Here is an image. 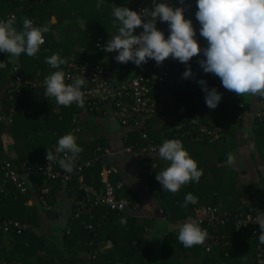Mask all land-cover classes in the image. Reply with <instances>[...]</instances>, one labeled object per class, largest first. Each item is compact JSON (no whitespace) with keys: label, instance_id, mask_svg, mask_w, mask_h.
Wrapping results in <instances>:
<instances>
[{"label":"crops","instance_id":"1","mask_svg":"<svg viewBox=\"0 0 264 264\" xmlns=\"http://www.w3.org/2000/svg\"><path fill=\"white\" fill-rule=\"evenodd\" d=\"M89 1L91 3L95 1L97 6L109 9L115 0H43L41 4L30 3V0H18L21 7L23 3L29 7V14L24 13L17 23L14 20V27L18 31L21 29L19 25L22 26V18H27V15L37 25H47L50 31L45 33V46L35 57H28L22 53L16 58L0 53V63H7V67L0 69V93L11 84L12 67L16 64L20 68L24 67L27 79L36 85L31 95L28 90L21 92L17 112H14V124L4 128L0 133V161H10L23 175V168L17 158L31 156L35 150L43 147L47 148L50 145L55 147L59 138L71 133L76 138L77 145L83 149L79 154L83 160L92 158L96 146L103 149L105 165L119 179L116 186L113 185L115 195L128 200L135 197L132 205L125 209L124 215L128 220L126 224H121L120 219L114 217L112 222H107L106 219L97 224L92 236L97 241L98 257L93 255L91 258L84 245L79 241L72 243L65 237L73 203V196L70 195L72 192L68 193L64 184L47 182L46 186L53 193L51 209H41L34 196L29 199L23 211V220L29 226V230L21 235L11 233L0 235V264H93L95 260L99 264H221L213 253L207 255L198 245L185 248L177 237L168 236L173 234L177 225L184 223L188 218L183 220L177 217L175 220H168L164 216L162 204L166 207L170 205L169 193L163 194L162 189L152 188L144 183L154 171L155 164L144 168L147 164H141V154L124 147V136L129 128L121 127L108 112L93 115L75 103L63 107L57 105L54 98L44 97V78L64 67L61 65L60 69H52L45 63V58L58 53L69 63L81 46L85 49L88 59L98 57L100 50L95 49L94 43L99 36L87 33L83 26L70 24L68 18L64 19L71 11L70 7H82ZM117 54L108 53L115 71L119 68V63L115 59ZM193 97L191 102L197 104L200 102L201 106L199 94L194 93ZM188 99L189 97H184L173 103L183 108L188 104ZM158 128L153 126L154 133L159 135L161 127ZM242 128L251 131L249 125ZM252 135L251 133L250 137L253 140ZM237 137L239 142L243 143L239 130ZM171 139L178 138L173 135ZM15 140H18L16 144ZM165 140L169 139L160 137V146ZM182 145L189 153L185 142H182ZM212 151L214 148L211 145L204 149L205 165L203 167L201 163L198 168L203 170L205 175L203 182L207 186L214 184L212 183L214 181L206 180L207 173H210L215 165L218 170L220 169V162L210 161L211 158L207 157L213 154ZM253 180L263 181L264 175L254 176ZM262 189L264 192V187ZM218 199L222 202L223 196H218ZM14 208H16L14 201L3 202L0 205V214H10ZM27 219L29 221H26ZM242 244L244 242H241ZM246 252L247 259L242 256ZM239 253L237 264H243L242 262L253 264V249L245 251L242 245Z\"/></svg>","mask_w":264,"mask_h":264},{"label":"trees","instance_id":"2","mask_svg":"<svg viewBox=\"0 0 264 264\" xmlns=\"http://www.w3.org/2000/svg\"><path fill=\"white\" fill-rule=\"evenodd\" d=\"M31 2L34 4H41L43 0H38L36 2L30 0V3ZM0 5V19H3L7 14H13L15 17L14 20H16L17 23L21 19L22 15H24V13L29 14L28 5H26V3H23L21 7L20 4H18V0H0ZM115 6L127 7L129 8V10L134 11L133 0H115L113 6L109 9L107 7L104 8L101 6H97L95 1L92 3L89 1L82 7H70L71 11H69L65 15L64 19L68 18L70 20V24L83 26L87 33H93L99 36L96 38V40L98 38H101L102 47L101 49H98L95 46V41V49L97 51L100 50V52L98 54V57H93L91 59H88V57H86V53L84 51L85 49L83 48V46L78 47L77 53L75 54L74 58L70 60L69 63L67 61L63 65L64 67L62 70L65 73L68 69L69 64L74 60L80 58L85 64L109 66L112 69L113 78L115 80L117 79L120 82L130 80L134 77L138 66H136L132 62H128L126 64L119 63L118 71H115L110 56L108 55V53L103 52L102 49L109 38L117 34V30L113 26L114 17L112 16V11ZM188 15L194 17L195 11L191 10ZM27 16V18L31 19L29 15ZM33 24L36 27H41L34 22ZM19 26L21 27L20 30H22V26ZM137 29H135L134 35L137 34ZM44 46L45 44L42 45L40 49H43ZM14 66L18 65L16 64ZM19 69L23 73L24 80H26L28 84L22 86L23 89H21L19 94L12 93V98H9V95L4 96L5 93L3 94V92L0 93L5 97H3L4 113L12 110L13 118L12 123L8 126L0 124V133L4 128H9L14 124V112H17L18 98L21 95V92L23 90H28L31 95L34 92L33 88H35L36 86L32 81H29V79H27V76L25 74L26 70L24 69V67H19ZM173 75L174 74L169 75V79H171L170 77ZM169 79L167 81L165 80V83L168 87H170L171 84V81H169ZM10 86L11 84L9 85V87ZM181 92L182 91L179 90L177 92L173 91L172 93H160L157 84L153 86L151 97L155 99L158 109L154 115L149 116L144 121L147 136L152 144L160 146V137L170 140L171 138H173V135H175L180 141L185 142V146H187L190 150V157L198 162V168H200L199 165L201 163V165L204 167V149L211 145L214 148V151H212V155L210 154L209 156H207L208 158H211L210 161L214 160L217 163H224L226 164V169H228L230 166L234 167L235 165H238L239 167L241 166L242 169L240 170V173L238 175L230 173L228 176H223L221 175L222 167H220V169L218 170L217 165H215L213 166L210 173H207L208 175H206L208 176L206 177V180L208 179V181L211 178H216L215 181L212 182L214 184L210 183L211 186H207L206 184L204 185L203 178L205 177V175L203 174L198 183L189 182L186 185L182 186L181 189L176 193L162 190L163 194L169 193L168 198L170 197L171 200L170 205H168L167 207L166 205L162 204L164 216L168 220H175L177 217H180V219L184 220L186 218H189L190 216L192 217L194 215V209L200 206H214L217 207L220 211H229L234 216H237L240 213L242 214L244 212H247L248 209L254 206H258L264 209V192L262 189L264 187V180L256 182L255 180H253L254 178L250 177V175H247V171L246 169H244L245 167L242 166L240 153L237 151L239 142L237 131L242 128L245 122H247V125L251 126V131L253 134V145L258 154V159L260 160L259 166H262L264 170V124L253 119L252 117L246 119V116L242 115V112L244 111L243 109L252 110L254 103L247 100L245 96H241L244 107L238 108L236 99L232 97L229 103L224 100L221 104H218L214 110H210L206 106L202 94H199L201 100V106H199L200 102L198 104L197 102H191V99L194 96V93L191 90H189L188 92ZM184 97H189V99L187 100L188 104L185 105V107L179 108L175 105V103H173L175 100H182ZM107 112L111 114V111L104 107L101 112L94 111L91 114L101 115ZM195 114H198L199 120L204 123H207L212 118L219 119L222 126L221 132L218 133L217 136H207L205 134L197 132L194 128H191L192 131L189 135L181 136L188 127L190 119L194 117ZM119 125L124 128H129L128 132H126V135L124 136V147L128 148L130 151L136 154H141V164H147H145L146 166H144V168H147V166L149 165L155 164L154 171L151 175H149L148 179H146L144 183L152 188L162 189L159 182L155 179V176L166 167H168L169 162L159 158L158 150L153 153L142 151L147 147L148 141L140 137L139 127H135L132 125L123 126L120 123ZM179 125H181L180 129H176V127ZM153 126L159 127L158 129H160L161 127V134L158 135V133H154ZM196 136L200 137V139H196ZM16 142H18V140H15V144ZM98 148L99 151H96V149ZM53 149H55V147H53V145H50L47 148L43 147L35 150L31 154V156L17 158L19 163L28 162L30 171L24 178V191H22L12 183L4 184V189L0 194V205L3 202H8L11 200L14 201L16 208H14V211L10 214H0V221L11 219L13 221L19 222L20 224H25L27 228L22 230L20 233H17L15 227H10L7 232H0V235L4 233L21 235L25 232H28L29 226L23 220V211L27 207V202L34 196L36 197L41 209H51V205L53 204V193L46 186V183L57 182L58 184H64L66 186V189L68 190V193L72 192V194L70 195L73 196V203L71 206L69 218L67 220L68 229L67 233H65V237L68 238V240L72 243L79 241L82 245H84L85 250L89 252L91 258H93V255L94 257H98L97 241L92 236V233L96 229L97 224L100 221H105L106 219H108L107 222H112L114 217H117L119 219H121L122 217L125 218V210L113 211L108 207L92 206L91 204L80 206L81 201L84 199V193L79 189L77 180H73L70 182H64L62 179L47 180L43 175L39 174L37 170L43 164L44 157L46 156V151H53ZM96 154L99 155L98 158L93 162V164L91 166L84 167L82 171V180L87 185H90L94 188H99L102 185L99 176L101 170L103 168H110L105 165V153H103V149L101 147L96 146L93 149L92 158L95 157ZM148 154H151V156H148ZM229 154H231L234 158L231 164H229L227 161V157ZM58 169L61 171L63 170L60 166ZM118 180L119 179L116 177V175L111 172L109 182L112 185L116 186ZM43 187H46L48 191L47 194L44 195V198L46 199L45 205H43L40 200V192ZM188 193H191L193 196H195L198 200V203L189 204L187 207H184L183 205L185 196ZM213 193H216L217 195H213ZM220 195L223 196L222 202H220V200L218 199V196ZM116 198L120 197L116 196ZM124 199L129 201L131 206L135 197L130 198V200L126 198ZM26 221H29V219H27ZM87 225H90L91 228H87ZM114 228H116V226ZM226 230H228L229 232L230 226H228ZM168 236H171L173 238L177 237V230L175 229L173 231V234H169ZM110 238L113 239L112 237ZM230 238L233 239V245L228 246L225 249L215 248L211 253H206L199 245L198 246L202 249L201 251L206 253L207 255L213 253V255L220 260L221 264H237L239 260L238 254H240L239 251L242 245L245 251H251V249H253L254 247L253 240L251 237L245 238L242 237L240 233L233 232L230 233ZM241 242H244V244L241 245ZM247 255L248 252H246V254H243L242 256L246 258L248 257ZM242 263L247 264V262ZM93 264H99V262L95 260Z\"/></svg>","mask_w":264,"mask_h":264},{"label":"clouds","instance_id":"3","mask_svg":"<svg viewBox=\"0 0 264 264\" xmlns=\"http://www.w3.org/2000/svg\"><path fill=\"white\" fill-rule=\"evenodd\" d=\"M181 7H173L166 0H152L151 8L143 9L139 14L127 7H114L113 26L117 34L109 38L103 46V52H117L118 63L132 62L141 66L154 60L159 66L168 58L185 65L182 79H194L189 61L193 57L203 58L197 61L206 74L218 77L222 87L236 96L245 95L264 98V0H196L195 19L199 23V35L207 46L203 49L196 40V31L192 21L184 16L187 6L185 0H178ZM157 20L167 23L169 35L157 29ZM137 28L143 31L134 35ZM50 31L47 25L36 27L29 18H22V30L14 27V20H0V53L19 58L23 53L35 57L41 45L45 43L44 34ZM45 63L52 69H60L66 61L58 53L45 58ZM7 63H0V69ZM63 70L51 72L44 78V97L54 98L57 105L69 107L76 103L83 108L84 93L81 91L85 79L79 76L67 78ZM197 83L204 92L206 106L214 110L221 102L222 94L215 88L209 89L206 81ZM83 151L76 143V138L66 134L58 139L55 154L46 151V160L58 162L61 169L71 173L74 162ZM62 154V158L61 157ZM159 158L169 162V166L156 174L155 179L162 190L176 193L189 182H199L203 170L190 157L178 139L165 140L158 148ZM233 156L228 155L229 164ZM198 200L191 193L185 196L184 207L196 204ZM121 218L120 223L126 224ZM254 224L259 225L258 240L264 244V212L258 211ZM177 239L185 247L202 245L207 239L206 230L192 220L176 226ZM264 264V262H261Z\"/></svg>","mask_w":264,"mask_h":264},{"label":"built area","instance_id":"4","mask_svg":"<svg viewBox=\"0 0 264 264\" xmlns=\"http://www.w3.org/2000/svg\"><path fill=\"white\" fill-rule=\"evenodd\" d=\"M36 2L38 0H32ZM134 11L138 14L145 8H151L152 0H133ZM156 2H162V0H156ZM171 6L181 7L178 0H166ZM187 10L184 13L186 19L192 21L193 27L196 31V40L200 47L203 49L207 46L206 41L199 35V23L195 19V15L189 16L188 13L197 10L196 0H185ZM14 15L0 19V20H14ZM157 29L164 33L165 39L169 35L167 23H162L157 20ZM143 31L142 28L137 29L139 35ZM95 46L101 49V38L96 40ZM202 54L197 57H193L188 63L191 66L192 72L195 74L194 79H182V73L185 71V65L172 58L166 59L159 66L154 60H148L147 63L142 64L137 68L136 74L130 80L120 82L115 80L112 76V69L107 65H92L85 64L82 59H76L71 62L66 71L65 83L71 84L72 80L68 79V76L73 78L79 76L85 79V83L81 88L84 93V109L88 113L94 111L101 112L104 107L111 111L113 117L123 126L132 125L140 128V137L148 141V145L142 151H148L153 153L158 150L159 146L153 145L149 140L144 121L151 115L157 112L158 106L156 101L151 97L153 86L157 84L159 92H173L181 90L188 92L191 90L193 93L202 94L204 99V92L201 86L197 83L199 80L206 81L209 89L215 88L218 93L222 94L221 101L226 100L229 103L232 97L236 99L238 108H243L244 104L241 97L236 96L233 92H230L222 87L221 81L218 77L212 74H206L198 66L197 61L202 59ZM169 79V75H172ZM171 81L170 87L166 85V81ZM166 80V81H165ZM149 83V84H148ZM28 84L24 80L23 73L18 66L12 67L11 86L8 87L3 94L12 98V93L19 94L22 86ZM3 94H0V124L8 126L12 123V110L7 113L3 111ZM7 94V95H6ZM5 98V97H4ZM245 98L253 104L252 110H245L242 112L243 116H250L253 119L264 124V98L245 95ZM205 101V99H204ZM226 103V104H228ZM240 115V114H239ZM188 127L183 132L184 135H189L194 128L197 132L205 134L207 136H217L221 132L222 126L219 119L212 118L207 123L199 120V115L195 114L188 123ZM181 125L176 129H180ZM196 139L200 137L196 136ZM99 151V148L96 149ZM55 154V149H53ZM99 154L90 160H83L79 155L74 162L73 171L71 173L59 170L58 162H49L44 157L43 164L38 168L37 172L45 177L47 180L62 179L64 182H70L77 180L78 187L84 193V199L81 201L80 206H86L91 204L92 206H104L113 211H124L130 206V202L124 198H116L113 185L109 182L110 169L103 168L99 174L101 186L94 188L87 185L82 180V171L84 167L91 166L93 162L98 158ZM62 158V154L61 157ZM23 168V175L26 177L30 171L28 162L21 163ZM0 194L4 189V184L12 183L16 187L24 191V178L20 172L11 164L10 161H0ZM47 188L43 187L40 192V200L43 205L46 204L44 195L47 194ZM258 211L264 212V209L258 206H254L247 210V212L240 213L234 216L229 211H220L214 206H200L194 209V215L192 220L196 221L199 226L206 230L207 239L202 245H199L206 253H211L215 248L225 249L228 246L233 245V239L230 238V233H240L242 237L253 240V264H261L264 262V244H261L258 240L260 229L258 224H254L255 217ZM230 226L228 232L227 227ZM10 227H15L16 232L20 233L26 229L25 224H20L17 221L3 220L0 221V232H7ZM87 228H91L87 225Z\"/></svg>","mask_w":264,"mask_h":264},{"label":"rangeland","instance_id":"5","mask_svg":"<svg viewBox=\"0 0 264 264\" xmlns=\"http://www.w3.org/2000/svg\"><path fill=\"white\" fill-rule=\"evenodd\" d=\"M247 118H250V116H246V119ZM246 125H247V122H246ZM246 125L244 123L242 127H245ZM251 133H252L251 131L249 130L246 131L243 128L239 130V136H240V139L243 140V143L239 142L237 151L240 153V157L242 160V166L245 167L244 169H246L247 175H250V177L254 178V176L264 175V172H263L264 170L262 166H259L260 160L258 159V154L253 145L252 137H250ZM220 167H222L221 175L223 176H228L230 173L238 175L240 173V170L242 169L241 166L239 167L238 165H235L234 167L230 166L228 169H226L225 168L226 164L224 163H220ZM215 179L216 178L214 177V178H211L209 181H215Z\"/></svg>","mask_w":264,"mask_h":264},{"label":"bare ground","instance_id":"6","mask_svg":"<svg viewBox=\"0 0 264 264\" xmlns=\"http://www.w3.org/2000/svg\"><path fill=\"white\" fill-rule=\"evenodd\" d=\"M222 103V101L219 103V104H221ZM132 205V204H131ZM130 207V206H129Z\"/></svg>","mask_w":264,"mask_h":264}]
</instances>
